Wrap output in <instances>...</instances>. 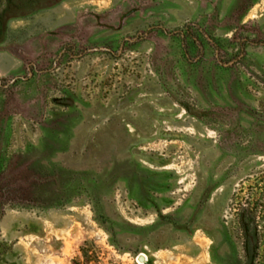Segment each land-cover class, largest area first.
<instances>
[{
  "label": "rangeland",
  "instance_id": "1",
  "mask_svg": "<svg viewBox=\"0 0 264 264\" xmlns=\"http://www.w3.org/2000/svg\"><path fill=\"white\" fill-rule=\"evenodd\" d=\"M36 7L0 22V264H264V0Z\"/></svg>",
  "mask_w": 264,
  "mask_h": 264
},
{
  "label": "trees",
  "instance_id": "2",
  "mask_svg": "<svg viewBox=\"0 0 264 264\" xmlns=\"http://www.w3.org/2000/svg\"><path fill=\"white\" fill-rule=\"evenodd\" d=\"M42 1L43 0H0V22L6 17L8 13H11L12 11L16 12L14 15L15 17H22L32 14L35 12V9L37 8L36 6L41 4ZM258 208H260V205H257L255 211L258 210ZM261 208H264V206ZM252 213H254L253 210ZM250 224V221H248L247 224H243L246 231L250 229ZM254 241L255 240H253V243Z\"/></svg>",
  "mask_w": 264,
  "mask_h": 264
},
{
  "label": "water",
  "instance_id": "3",
  "mask_svg": "<svg viewBox=\"0 0 264 264\" xmlns=\"http://www.w3.org/2000/svg\"><path fill=\"white\" fill-rule=\"evenodd\" d=\"M139 260L143 262L145 259H144L143 256H140V257H139Z\"/></svg>",
  "mask_w": 264,
  "mask_h": 264
}]
</instances>
